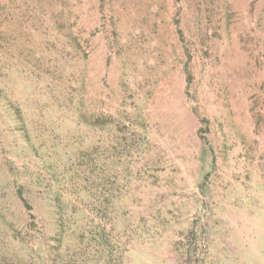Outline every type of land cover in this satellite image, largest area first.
Returning <instances> with one entry per match:
<instances>
[{
    "label": "rangeland",
    "instance_id": "374dc122",
    "mask_svg": "<svg viewBox=\"0 0 264 264\" xmlns=\"http://www.w3.org/2000/svg\"><path fill=\"white\" fill-rule=\"evenodd\" d=\"M0 264H264V0H0Z\"/></svg>",
    "mask_w": 264,
    "mask_h": 264
},
{
    "label": "trees",
    "instance_id": "16d2710c",
    "mask_svg": "<svg viewBox=\"0 0 264 264\" xmlns=\"http://www.w3.org/2000/svg\"><path fill=\"white\" fill-rule=\"evenodd\" d=\"M22 200L25 204V208H27L28 210H31V206L29 205V203L22 197Z\"/></svg>",
    "mask_w": 264,
    "mask_h": 264
}]
</instances>
